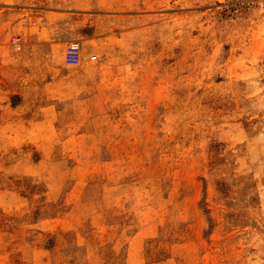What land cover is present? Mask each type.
<instances>
[{"label": "rangeland", "instance_id": "374dc122", "mask_svg": "<svg viewBox=\"0 0 264 264\" xmlns=\"http://www.w3.org/2000/svg\"><path fill=\"white\" fill-rule=\"evenodd\" d=\"M0 264H264V0H0Z\"/></svg>", "mask_w": 264, "mask_h": 264}, {"label": "built area", "instance_id": "2783aa9c", "mask_svg": "<svg viewBox=\"0 0 264 264\" xmlns=\"http://www.w3.org/2000/svg\"><path fill=\"white\" fill-rule=\"evenodd\" d=\"M65 57L68 63L76 64L81 58V45L77 41H72L66 48Z\"/></svg>", "mask_w": 264, "mask_h": 264}]
</instances>
